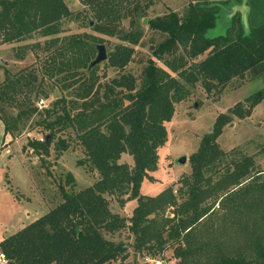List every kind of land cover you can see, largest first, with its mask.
Segmentation results:
<instances>
[{"label":"trees","instance_id":"trees-1","mask_svg":"<svg viewBox=\"0 0 264 264\" xmlns=\"http://www.w3.org/2000/svg\"><path fill=\"white\" fill-rule=\"evenodd\" d=\"M81 2L96 19L95 28L120 34L123 41L110 51L108 60L124 71L143 35V20L153 0ZM196 10L195 6L184 15L170 11L147 19L167 35L153 50L155 57L181 77L149 58L139 84L135 75L123 72L100 95L98 65L90 66L94 43L86 33L59 34L65 19L78 17L65 0H0L1 40H22L35 32L55 35L48 40V47L55 45V62L47 71L63 74L64 87L73 91L44 109L40 123L47 131L43 139L35 137L28 144L42 156L50 153L54 142L61 153L70 141L58 133L72 128L85 154L78 164L99 174L78 190L69 191L60 183L62 201L0 240L7 264H105L126 258V245L106 237L125 227L136 234L139 250L145 247L155 254L173 246L174 264H264V174L251 173L250 157L236 160L233 168L222 167L226 152L217 141L233 116L250 115L264 99V86L217 115L191 155L192 171L182 177L179 195L174 185L155 195L140 192L144 178L157 168L159 147L168 139L165 121L171 120L175 103L186 98L192 86L200 82L211 91L248 70H264V20L235 39L210 40L204 30L212 21ZM126 18L129 30L120 27ZM178 47L184 52L179 59L166 57ZM209 47L205 58L188 63ZM28 110L36 109L29 105L11 119L0 110L5 131L12 133ZM51 115L55 117L47 118ZM124 152L133 163L120 161ZM67 180L75 182L71 171ZM107 195H118L122 204L137 198L132 216L114 212Z\"/></svg>","mask_w":264,"mask_h":264},{"label":"rangeland","instance_id":"rangeland-1","mask_svg":"<svg viewBox=\"0 0 264 264\" xmlns=\"http://www.w3.org/2000/svg\"><path fill=\"white\" fill-rule=\"evenodd\" d=\"M65 1L72 11L78 13V17L65 19L59 34L86 33L94 45L106 44L109 57L110 51L123 41L120 34L110 35L95 28L96 19L81 0ZM195 6L197 13L212 21L204 30L205 37L210 40L235 39L264 20V0H153L143 20V35L134 45L135 52L124 71L110 65L108 58L97 64L96 87L100 95L112 84V78L123 72L135 75L139 84L149 58L155 59L173 75L181 77L177 71L167 66L164 59L155 57L153 50L167 35L153 28L147 19L170 11L184 15L190 9H195ZM91 18L94 19L92 24ZM130 24V18H126L120 27L129 30ZM53 36L55 35L44 36L35 32L25 39L12 42H3L0 36V110L4 117L11 119L29 105L36 109L33 113L29 110L24 113L12 133L5 134V122L0 120V240L62 201L60 183L69 191L78 190L92 184L99 177L96 170L78 164V160L84 158L85 154L72 128L58 133V136L70 141V146L61 153H57L54 142L51 143L50 153L42 156L28 144L29 139H43L44 132L47 131L46 125L40 123L44 109L52 107L57 98L73 94L70 88L64 87L63 74L52 73V69L47 71L54 60L52 53L55 45L48 47V40ZM211 48L194 59L190 58L188 63L205 58ZM175 51L166 57L179 59L184 53L180 47ZM97 52L95 47L91 60L96 57ZM86 74L88 75L87 71ZM263 86V69L248 70L243 76H236L225 84L215 86L211 91H207L200 82L192 86L191 93L175 103L171 120L165 121L168 139L159 147L157 168L149 172V177L144 178L140 192L155 195L168 185H174L175 193L179 195L177 189L182 185V177L192 171L191 155L198 150L202 136L212 129L217 115L227 112L236 102ZM4 89L6 92H3ZM114 89L119 90L120 87ZM41 98L45 99L46 105L39 104ZM54 117L55 115H51L47 118ZM10 123L13 124V121ZM217 141L226 152L222 167L229 164L233 168L236 160L250 157L253 160L251 173L261 171L264 174V99L253 108L250 115L244 118L233 116L223 127ZM183 154L187 159L179 162L178 157ZM120 161L133 163V158L128 152H124ZM69 171L75 176L74 183L67 180ZM107 196L114 212L127 218L132 216L138 204L137 198L126 200L122 204L118 195ZM168 212L173 215L170 210ZM106 237L122 241L127 247L128 255L105 264H156V259H164L165 264H174L176 261L173 246L155 254L145 247L142 250L136 248V234L129 227L106 233Z\"/></svg>","mask_w":264,"mask_h":264},{"label":"water","instance_id":"water-1","mask_svg":"<svg viewBox=\"0 0 264 264\" xmlns=\"http://www.w3.org/2000/svg\"><path fill=\"white\" fill-rule=\"evenodd\" d=\"M93 22H94V19L91 18L90 23L92 24ZM95 47L97 48L98 52H97L96 57L93 60H91V62H90L91 67L97 65L98 63H100L103 60L108 58V51H107V47H106L105 43H96ZM48 136H49V134H48ZM186 159H187V157L185 154L178 157L179 162H185Z\"/></svg>","mask_w":264,"mask_h":264},{"label":"built area","instance_id":"built-area-1","mask_svg":"<svg viewBox=\"0 0 264 264\" xmlns=\"http://www.w3.org/2000/svg\"><path fill=\"white\" fill-rule=\"evenodd\" d=\"M39 104L41 106L46 105L45 99L41 98ZM8 262H9V258L7 253L4 250L0 249V264H7ZM156 264H165V261L164 259H156Z\"/></svg>","mask_w":264,"mask_h":264},{"label":"crops","instance_id":"crops-1","mask_svg":"<svg viewBox=\"0 0 264 264\" xmlns=\"http://www.w3.org/2000/svg\"><path fill=\"white\" fill-rule=\"evenodd\" d=\"M7 132L5 131V134H6Z\"/></svg>","mask_w":264,"mask_h":264}]
</instances>
